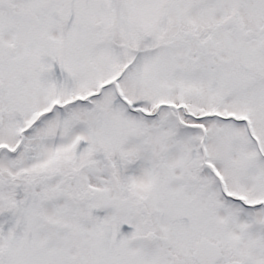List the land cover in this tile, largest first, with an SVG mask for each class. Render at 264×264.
I'll use <instances>...</instances> for the list:
<instances>
[{
    "label": "snow or ice",
    "instance_id": "obj_1",
    "mask_svg": "<svg viewBox=\"0 0 264 264\" xmlns=\"http://www.w3.org/2000/svg\"><path fill=\"white\" fill-rule=\"evenodd\" d=\"M0 264H264V0H0Z\"/></svg>",
    "mask_w": 264,
    "mask_h": 264
}]
</instances>
